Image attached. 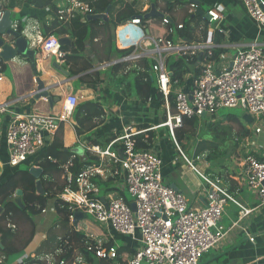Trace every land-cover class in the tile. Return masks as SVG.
Instances as JSON below:
<instances>
[{
  "label": "built area",
  "instance_id": "1",
  "mask_svg": "<svg viewBox=\"0 0 264 264\" xmlns=\"http://www.w3.org/2000/svg\"><path fill=\"white\" fill-rule=\"evenodd\" d=\"M238 1L256 27L264 30V0ZM93 2L94 0H60L55 10L52 9V22L61 27L75 22L85 23L87 17L94 14ZM6 3L10 4V0H0V22L7 9ZM196 8L197 5L191 3L190 13L193 14ZM206 14L209 17L207 23L211 25L207 34L214 37L216 31L223 33L221 14L214 9ZM139 16L132 17L129 22L143 26V20ZM160 20L161 25L168 29V35L183 28L182 23L172 28L167 16ZM42 23L40 19H32L20 31V24L12 22L10 28L27 40L28 48L35 50L36 56L63 62L68 53L62 50L55 35H43ZM2 39L5 44L14 48V37L4 35ZM216 52L217 45L212 38L190 42L183 38L172 40L148 37L138 54L132 52L121 60H151L150 72L155 74L158 90L164 98L166 121L162 126L168 129L181 159L208 187L206 206L198 210L188 208L184 195L163 183L162 159L150 149L137 148L135 137L143 132L127 126L104 149L84 146L87 152L100 161L83 168L74 180L68 165L61 167L66 174L67 185L57 198L69 211L70 224L73 223L74 214L81 212L84 216L87 214L93 217L98 225L110 228L121 236L132 239L139 236V248L123 263L117 262V246L106 250L101 242L93 241L91 235H85L82 241L86 252L99 259L111 260L112 264H200L203 255L216 248L231 230L221 224L227 203L236 205L241 217L251 212L222 185V177L200 172L181 151L174 137L175 129L182 126L184 119L212 117L223 109H240L258 120H264V48L256 43L239 48L227 65L217 62ZM172 56L189 62L196 61L198 74L188 84L172 80L171 73L165 66L167 59ZM118 63L120 60L112 62L110 66ZM1 80L0 74V82ZM170 95L174 97L172 110ZM77 104V96L69 94L59 114L32 112L13 115L5 132L7 164L18 167L35 157L46 147V137L53 136L61 123L71 120ZM7 111L6 104L0 103V114ZM255 131L260 132V128ZM115 145H118L121 157L115 151ZM106 159L115 167L111 176L122 177L131 203L123 198H100V190L94 180L104 177L107 171ZM239 168L246 186L257 194L259 205H264V161L246 153ZM130 204H134V212ZM45 212L46 209H43L41 213ZM59 242L52 253L32 255V264H86L70 237L60 238ZM79 243L81 244V240ZM69 252L74 254L73 258L65 259L64 256Z\"/></svg>",
  "mask_w": 264,
  "mask_h": 264
},
{
  "label": "crops",
  "instance_id": "2",
  "mask_svg": "<svg viewBox=\"0 0 264 264\" xmlns=\"http://www.w3.org/2000/svg\"><path fill=\"white\" fill-rule=\"evenodd\" d=\"M59 1L60 0L54 1L55 7ZM193 2L200 6L205 13L211 9L218 11L222 17L221 23L224 32L219 33L216 31L214 37H212V34H207L211 25H209L203 17H191L190 4ZM151 4L155 5L156 10L159 13L170 19V25L172 28L176 24L183 23L186 19L192 20L195 18H201L206 24L205 26L203 25L205 33L203 27L201 29L196 28L193 32L192 42H202L212 38L217 45L216 60L221 64H229L232 55L239 48L246 47L253 43L264 48V30L258 29L248 18L244 8L238 0H112V4L109 6V12L107 14L108 21H100L101 24L109 23V28L106 29L102 27L103 29L101 28L99 36L94 39L91 44H86V50L82 54L84 58L89 59L94 65L93 69L90 71L78 76H71L70 73V77L67 78L52 67L53 61L58 62L54 58L45 59L41 58V56H36L35 67H32L28 59L19 56L6 63L0 60L4 63L3 70L0 72L2 76L0 82V103L6 104L8 108L6 113L0 114V185L6 182L18 169H20V165L18 167H11L7 164L8 148L5 140V132L11 117L15 114L26 115L32 112L59 114L62 110L65 98L69 94H74L78 98V104L87 101L99 102L105 110V116L103 117L101 124L91 133L92 138H98L113 133L121 134L123 129L127 126L131 127L133 130L142 131L143 133L141 134H143L145 138L151 136L150 150L163 161V183L167 186H175L186 198L188 208L198 210L206 206L208 187L181 159L178 152H175L174 142L168 129L165 126H162L164 123L163 119L166 117L164 98L163 104L159 103L155 98V93L160 92L157 87L155 74L150 72L153 75L155 87L152 89L151 95L146 103L143 104L135 95H133L132 92H129L128 96L122 95L123 87L117 88L115 84L110 83L108 80V73L112 67L110 66L112 62L120 60V63L118 64L130 63L129 66L132 68L134 66L132 64L135 62H121L125 56L117 55L115 53H113L109 61H107V53L105 50L106 45L111 44L115 50H131L129 54L132 52L138 54L148 37L156 38L168 36V29L161 25V20L159 18L143 20L145 21L144 28L143 26L133 25L129 22L134 16H142L146 14L150 9ZM203 5L206 6V9ZM5 6L7 7L6 11L10 12L11 23L18 22L23 29L32 19H40L43 23H52L53 20V11L51 8L37 10L32 7L30 0H10V4L8 3L7 5L6 3ZM18 14L21 16L20 18L16 17ZM86 21L89 22L87 19ZM155 21H158V23ZM125 27L129 28L126 32V38L131 40L132 43L120 46L118 44L119 30ZM175 32L171 34L172 40L181 38L177 36ZM130 33L133 34L134 38H128L131 35ZM4 35L6 34H2L1 37L3 38ZM65 36H68L72 41V47L68 48L72 49L74 42L73 39L69 35ZM179 58L181 57L172 56L165 62L169 74L170 71L167 67L169 60ZM185 62L190 63L186 60ZM58 63L62 68L69 71L68 67H65L63 62ZM195 70H197L196 63L191 71L183 76V83L188 84L190 82L191 78L196 75L194 74ZM94 73H96L95 79L99 80L97 84L88 85L78 82L79 77L82 75H89V79H94V77H91ZM122 75L123 77H126V71L118 74L119 77ZM38 77L43 84L49 88V94L57 99V102L54 103L52 109L49 108V105L45 100L34 101L32 97H30L31 93L36 90L35 80ZM218 113L210 118L223 121V117L217 118ZM253 118L254 117L249 114L244 113L241 119L243 127L248 131L246 136H237L238 132H240L238 126H234V133L237 140H245L246 144L250 143L251 145L248 147L249 150L244 151V155L250 153L255 155L258 159H262L264 158V123L262 122V124L260 122L264 120L260 119L259 122H256ZM196 119L198 123L208 118L201 117ZM73 125L74 121L71 118L69 122L64 123L63 127V145L66 148H70L69 152L77 146H82L84 149V146H95L89 144L91 140L90 137L84 138L79 142L75 136ZM146 126L148 129H144ZM188 128V125L182 124L181 127L175 129V132L180 134L182 130H189ZM257 128H260V132L258 133L255 131ZM190 132L192 131L190 130ZM189 134L190 133L185 134L181 145H185V141L188 140L187 137L190 136ZM53 137L54 135L46 137V147L53 142ZM240 141H238V143ZM197 144L195 145L194 150L186 147L189 149L188 151H193L194 155L192 156H194L196 161L207 153V151H204L197 156ZM115 151L119 154V147L116 148ZM89 154L90 153L85 149L86 159ZM73 156L78 157L81 162L86 160H82L81 157L75 154H73ZM90 156L94 157L92 154H90L89 157ZM36 157L37 155L34 159L29 158L26 163L32 167L39 168L42 173V169L38 167V165H34L39 163L35 162ZM189 160L192 161L193 165L200 170V172L202 171L203 174L206 173L207 175L210 174L222 177V185L228 189L231 195L243 207L251 210L248 215L241 217L240 209L232 203H227L224 208L221 224L225 228H230L231 230L216 248L203 255L200 264H264V205H259L257 194L246 186V183L240 174L241 171L239 165L237 169L233 170V172L227 171L225 173L219 172V174H217L218 172L208 173L209 169L205 170V167H210V164L206 163V166H204V163H199V165H196L191 157ZM99 161L100 160L98 159V163ZM106 170L104 177H97L94 180L96 183L101 182L102 187H104L102 189L99 188L100 198L102 200L123 198L127 203H131V200H129L125 194L126 190L122 177L111 176L115 167L107 159ZM63 174H65L63 170L61 173H53V179H55L59 186L64 185ZM47 186L48 185L44 183V187ZM41 187L43 190L42 184ZM18 192L20 191H16L6 200V202H13L12 200L16 197ZM36 193L40 194L37 185ZM20 196L22 200L21 192ZM19 209L22 210L21 208ZM45 209L46 212L44 214L31 215L29 213V217H27V215L24 216L22 213L14 214L12 225H9L10 223L8 221L3 220L0 222V227L12 230L10 233L11 235L4 239L8 247L15 249V251L24 248L29 249L30 251L28 254L25 253L19 258L18 264H32L33 260L30 258L32 255L38 256L54 252L55 250L37 254L47 237L55 234L63 235V233L67 231L66 226L61 223V218L54 208L53 200L48 201V205ZM3 210V207L0 205V215L3 213ZM83 218L79 220L76 227L72 224L69 226L75 231L81 232ZM91 225L86 224L83 233L84 235H91L93 241L101 242L102 244L111 242L113 245L117 246V248L124 247L132 252H135L139 248L140 242L138 235L132 239L128 236H121L105 226L99 225L93 227L94 225ZM57 226H59V229L56 228ZM37 237L39 240H37ZM68 237H70L71 241L78 247L79 252H81V244L74 241L71 236ZM2 240L1 231L0 264H6L8 257H5L3 254ZM128 255L129 253L125 252L121 257L126 259L129 257ZM73 256L74 254L69 252L64 258L72 259ZM81 256L86 264H92L85 259L83 253H81Z\"/></svg>",
  "mask_w": 264,
  "mask_h": 264
},
{
  "label": "trees",
  "instance_id": "3",
  "mask_svg": "<svg viewBox=\"0 0 264 264\" xmlns=\"http://www.w3.org/2000/svg\"><path fill=\"white\" fill-rule=\"evenodd\" d=\"M30 4L37 10H43L46 8H51L55 10L54 0H30ZM112 4V0H94V14H102L105 10ZM201 18L195 19H186L183 21V28L180 30H175L177 36L185 39L186 41H193V32L196 28L201 29L206 25ZM143 27L145 26V21H142ZM204 25V26H203ZM109 28V23L101 24L99 20L85 22V23H73L66 27H61L56 22H52L49 25L42 23L43 35L45 37L51 35H69L73 39V48H62L63 51L68 54L63 60L64 66L68 67L71 76H78L82 73L90 71L93 69L94 65L89 59L83 57V52L86 50V44H91L94 39L99 36L101 28ZM102 28V29H103ZM23 27L20 25L19 30L21 31ZM129 28H121L119 30V39L118 44L122 46L125 42L132 43L130 40L125 41L123 37V31L127 32ZM132 30V29H131ZM131 34V33H130ZM129 37H133L131 34ZM205 37V34H204ZM134 38V37H133ZM165 38L172 39V35H168ZM128 43L124 44L127 45ZM106 50V60L109 61L111 55L113 53L117 55L127 56L131 50H115L111 44L105 46ZM119 56V57H122ZM196 61H191L190 63H186L184 58L179 59H170L167 67L171 73L172 80H178L179 82L183 81V76L188 74L192 67H194ZM150 64L151 60L141 59L135 62L132 67H130V63L124 64H116L112 65L110 68V72L108 73V80L110 83L115 84L117 88L123 87L122 95L128 96L129 92H132L136 98L143 104L146 103L147 99L151 95L152 89H154L153 75L150 73ZM4 63L0 61V72L3 70ZM128 68V69H127ZM126 71V77L118 76V74L124 73ZM194 74H198V70H195ZM96 73L92 74L91 77L94 79H89V75H82L79 77L78 82L81 84L95 85L99 82L96 78ZM89 77V78H88ZM156 100L163 104V96L160 92L155 93ZM169 104L171 106V110L174 107V97L172 95L169 96ZM105 116V110L99 102L87 101L83 103H79L73 112L72 119L74 121V133L77 137L78 141H82L84 138L90 137L91 140L89 144L99 146L101 148H105L109 143H111L120 133H113L104 135L98 138H92L91 133L96 129ZM163 121H166V117H164ZM225 123H232L234 126L239 127V131L237 136H246L248 131L242 125V120L237 115L228 114L224 117V122H221L217 125H212V138L215 140L219 138V134L222 136L230 135L233 131L230 126H223ZM183 124L188 125L187 131H181L180 134L174 131V137L178 145L182 144V141L185 137L186 133H189L190 130H194L197 126V119H184ZM63 127L64 123H61L57 132L54 134L53 142L45 147L42 151L37 154L35 162L38 164V167L42 169V176L40 178L41 184L43 186V193H36V179L28 172L22 169H18L6 182L0 185V205L3 207V213L0 215V222L8 221L12 225L14 214L22 213L24 216L27 215L29 217V213L31 215L41 214L42 210L46 208L48 205V201L53 200L54 208L61 218V223L66 226L67 231L61 234H55L53 236L47 237L45 242L42 243L40 249L37 254L43 252L53 251L59 245V239L64 238L66 236H71V238L79 242L81 240V253H83L85 259L92 264H112L111 260H103L96 258L90 253L86 252L84 247L82 246V241L84 240V233L81 231H75L70 225L68 216L69 211L66 205L57 198V195L63 190V188L67 185L66 174H63L64 185L59 186L56 183L55 179H53V173H61L62 168L65 165H68L69 172L74 180L75 176L85 167L98 164V158L96 157H87V159L83 162L78 157H74L72 153L69 152L70 148H66L63 145ZM144 129H148V127H144ZM90 135V136H89ZM150 136V135H148ZM137 142V148L139 149H150L151 147V136L149 138H145L143 134H139L135 137ZM101 140V141H99ZM118 148V145H115V149ZM215 142L209 143H200L197 148V156L202 154L207 149L213 151L216 149ZM199 152V153H198ZM264 161V158L259 159ZM44 183L48 186L44 187ZM96 183V182H95ZM96 185L99 188L102 187V183L98 182ZM104 185V184H103ZM74 186V182L72 183V187ZM105 190V189H104ZM16 191H20L22 193V202L25 207L24 210H20L13 202H6V200L11 197ZM85 218V216H84ZM83 218V220H84ZM59 229V226L56 227ZM2 231V246H3V254L5 257H8L9 252L15 251L11 247L7 246L5 238H8L12 232V230L8 228L0 227V232ZM111 242L103 244V248L109 250L111 247H114ZM129 253V257L134 255V251L128 250L124 247L117 248V262L123 263L125 259L121 256L123 253Z\"/></svg>",
  "mask_w": 264,
  "mask_h": 264
},
{
  "label": "rangeland",
  "instance_id": "4",
  "mask_svg": "<svg viewBox=\"0 0 264 264\" xmlns=\"http://www.w3.org/2000/svg\"><path fill=\"white\" fill-rule=\"evenodd\" d=\"M203 7L206 9L205 5H203ZM16 17L20 18L21 16L18 14V15H16ZM155 22L158 23V21H155ZM122 34H123L125 41H127L128 39L126 38V32L123 31ZM128 38H130V37H128ZM130 42H132V41L130 40ZM126 43H128V42H125L124 44H126ZM124 44H122V45H124ZM244 113H246V112H244L243 110H240V109H223V110L219 111L217 118H220V117L224 118L228 114H233V115H237L238 117H240L242 119ZM207 118L208 119H205V120H202L201 122H198L196 128L193 131L191 130L192 132L189 131L190 136L187 137L188 140L185 141V145L180 144L178 146L180 147L181 151L185 154V156L188 159H190V157H191L192 160H194L196 165H199V163L200 164L204 163V166H206V163L210 164V167H208V166L205 167V170L209 169L208 173L218 172L217 174H219V172H224V173L227 171L233 172V170L237 169L238 165L241 163V161L243 159L244 151L249 150L248 147H250L251 145H250V143L246 144L245 140H242V141L237 140L236 135L234 133L235 127L232 123L223 124V126H227V127L230 126V127H232V129L234 128L233 131L231 132V134L230 135L228 134L227 136H222V134H219L220 135L219 138L215 140L214 138H212L213 134H212V130L210 131V129L212 128V125H217V124H220L221 122H224V119H223V121H221L220 119L216 120V119H211L210 117H207ZM253 119L256 122H259L258 119H256V118H253ZM244 121H246V120H244ZM262 122L264 123V121H261L260 123H262ZM238 141H240V142L238 143ZM209 142H215L217 148L214 149L213 151L207 149L206 150L207 153L205 155H203V157H201L200 159L198 158L199 160L196 161L194 156H192V155H194L193 151H188V150L189 149L194 150L195 145L197 143L198 144H200V143L204 144V143H209ZM198 144L196 146L197 148H198ZM186 147L189 149H187ZM239 147H240V150H239ZM174 150H175V152H177L175 145H174ZM176 156H178V155H176ZM34 158L35 157H33V159ZM31 167L32 166L27 165L26 162L22 163L19 166V168L24 170V171H29ZM205 175H207V174L205 173ZM125 194H126L127 198L129 200H131L130 195L127 192ZM86 224H89V225L92 224V225H94L93 227L99 226V225H97V223L93 219V217H91L90 215H87V214L85 215V218H84L83 222L81 223V231L82 232H84ZM37 240H39L38 237H37ZM29 252H30L29 249H26V248H24L22 250H16L13 252H9L6 264H18L19 258H21L25 253L28 254Z\"/></svg>",
  "mask_w": 264,
  "mask_h": 264
},
{
  "label": "water",
  "instance_id": "5",
  "mask_svg": "<svg viewBox=\"0 0 264 264\" xmlns=\"http://www.w3.org/2000/svg\"><path fill=\"white\" fill-rule=\"evenodd\" d=\"M193 3H195V2H193ZM195 5H197V4H195ZM108 12H109V7L102 14H93V15L88 16L87 20L89 22L95 21V20L107 22L108 21V16H107ZM195 16L203 17L206 21L209 20L208 15L198 5H197L195 12L191 15V17H195ZM139 18L142 20H147V19L149 20L152 18L162 19V18H164V15L159 13L156 10V7L154 4H151L149 11L146 14L139 16ZM10 26H11L10 12L6 11L1 22H0V60L6 63V62L11 61V60H13L19 56V57L28 59L32 65V67H35L37 52L35 50L28 49V42L26 41V39L24 37L20 36L19 33L12 31ZM2 34L10 35V36L15 38L14 48L11 47L10 45L4 43V41L1 37ZM55 37L57 38V40H58V42L62 48H71L72 47V41L69 39L68 36L55 35ZM52 67L57 72L64 75L65 77H67V78L70 77V72L65 70L64 68H62L58 62L53 61ZM35 82H36V90L31 93L30 97H32V99L34 101L45 100L48 103L49 108L52 109L54 103L57 102V99L53 98L49 94V88H47L43 84V82L41 81V79L39 77L36 78ZM203 117L204 116H202V118ZM70 152L72 154H75V155L81 157L82 160L86 159L85 158V149L82 146H77L76 148H73ZM119 155L121 157V153H119ZM29 173L37 180L36 185H37L38 191L40 194H42L43 190L41 187V181L39 179L41 174H42L41 170L39 168L31 167L29 170ZM171 187L174 188L175 190H178L175 186H171ZM12 201L15 203L16 206H18L19 208L24 210L25 207H24L23 202L21 200L20 192L17 193L16 197ZM130 208L133 212L135 211L134 204H130ZM83 217H84V215L81 212L75 213L72 225L74 227H76L79 220H81Z\"/></svg>",
  "mask_w": 264,
  "mask_h": 264
}]
</instances>
